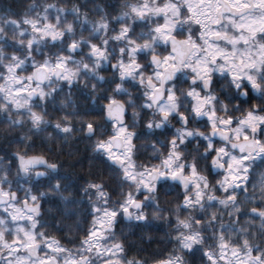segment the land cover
Returning a JSON list of instances; mask_svg holds the SVG:
<instances>
[{
    "label": "snow or ice",
    "instance_id": "6c2138e0",
    "mask_svg": "<svg viewBox=\"0 0 264 264\" xmlns=\"http://www.w3.org/2000/svg\"><path fill=\"white\" fill-rule=\"evenodd\" d=\"M64 84L83 87L93 102L103 97L110 127L68 109L70 92L57 108ZM0 113L5 135L20 130L14 138L25 147L10 155L32 185L13 190L11 163L0 165V264H145L126 257L115 235L120 216L170 225L162 239L171 249L150 264H186L184 253L197 251L204 264H264V173L251 193L246 183L264 160V0H122L115 15L100 4L82 11L32 3L15 18L0 12ZM74 132L95 137L92 152L106 158L116 183L109 190L100 176L79 187L91 219L68 247L46 234L40 217L52 212L42 199L58 198L71 207L56 210L84 230L80 201L62 191L67 180L46 154L65 151ZM138 147L151 148L155 162H137ZM173 185L180 198L165 208L161 195Z\"/></svg>",
    "mask_w": 264,
    "mask_h": 264
},
{
    "label": "trees",
    "instance_id": "16d2710c",
    "mask_svg": "<svg viewBox=\"0 0 264 264\" xmlns=\"http://www.w3.org/2000/svg\"><path fill=\"white\" fill-rule=\"evenodd\" d=\"M36 3H55L57 5H63L65 7L71 6L73 4L80 5L82 11H87L96 4L104 6L105 11L109 15H115L122 7V0H0V12L5 10H10V14L15 16L22 15L26 10L27 6ZM35 11V9H33ZM90 17L98 16L99 12H89ZM54 16V10L50 13ZM71 18V17H69ZM142 27V25L137 24V28ZM39 59V58H38ZM30 70V69H29ZM104 71L103 69H101ZM78 86V85H77ZM134 91V89H129ZM70 92L71 103L67 105L68 109L75 108L76 95L78 94L80 105L79 109H83L85 112L87 110L86 102L88 100V92L81 86H78V89H75V86L69 89L68 85L64 84L63 88L56 93L57 108L59 107V101L64 99L66 94ZM57 108L51 106L49 102V112L53 113L51 119L55 120L59 115ZM6 113H0V165H7L8 160H12L11 152L23 149L25 147L24 143L20 142L18 139H15L14 136H18L19 129L9 130L12 135H5V125L7 121L4 119ZM142 124L137 126V131H140ZM45 131L51 132L52 129L48 128ZM28 135H31L29 133ZM162 135V134H161ZM43 136V133H41ZM55 133H53L52 146L55 148L56 140ZM149 139H154L150 137ZM145 141L143 134L139 136L138 139L134 140V143L140 145ZM33 146L37 151L44 150V145L39 142V140L33 137ZM65 151L59 153H46L49 156V159L53 162L58 163V172L59 175L64 177L67 180V187L62 188V191L67 195L71 194L77 200L80 201L78 204L77 215L81 218L83 229L77 228L73 223L75 217L71 215H62L60 211L56 210L57 205L60 208L71 207V205H64L58 201V198H47L42 199L44 208H51L52 212H44L40 219L48 221L47 224L42 225L41 227L46 229V234L52 235L54 238L60 241L61 245L68 247H73L74 245L79 244L80 237L86 234L87 222L91 219L90 207L88 202V193H84L81 196L79 192V187L87 182L89 179L99 178L103 176L106 181V187L111 190L115 186V177L110 174V169L105 163L104 157L99 153L92 152V140L83 138L82 133L74 132L73 138L70 140L68 145H64ZM71 151V155H69ZM138 154L134 157L137 162H155L152 159L151 148L138 147ZM14 162V161H13ZM12 167L9 171V179L13 182V186L17 185H26L32 186L29 182H22L21 178L16 175L15 164L11 163ZM264 171V160L258 159L253 165L252 174L250 180L248 181V191L251 193L253 191V185L257 186V175L261 174ZM215 177L210 176V179ZM27 181V180H26ZM253 182V183H252ZM63 183V181H62ZM46 187V184L44 185ZM258 187V186H257ZM37 188H33V191H36ZM180 191L178 185L172 186V191L162 194L160 198V203L167 208L170 203H176L180 198L178 192ZM143 195V193H141ZM139 198V197H138ZM248 207H261L259 203L249 204ZM214 207V206H213ZM151 211V208L148 209ZM43 211V209H42ZM225 219H227V214H225ZM243 219V217L241 218ZM59 221V225H57ZM115 235L118 237L125 247V255L135 256L137 258L143 259L145 264H150V261L153 259L163 258L164 254L171 249L172 244L166 242L163 237L168 233L170 225L165 224L162 220H153L150 225H140L136 222L124 221L123 217L120 216L114 225ZM142 234L151 237V239H144ZM209 241H204V246H208ZM185 261L186 264H204V258L197 252H185Z\"/></svg>",
    "mask_w": 264,
    "mask_h": 264
},
{
    "label": "flooded vegetation",
    "instance_id": "af4514ba",
    "mask_svg": "<svg viewBox=\"0 0 264 264\" xmlns=\"http://www.w3.org/2000/svg\"><path fill=\"white\" fill-rule=\"evenodd\" d=\"M102 74H106L104 71H102ZM125 87H129L128 85H125ZM75 89H78V86H75ZM117 99H124L123 96H117L116 97ZM103 97H98L94 102H93V98L92 96L89 94L88 95V100L86 102V105H87V110L86 112L83 110V109H79V105H80V101H79V97H78V94L76 95V101H75V109L77 110V115H83L87 118H90L92 120H95L98 122V124L100 125L101 128H104V127H110V125H105V122L102 118V112H101V109H100V106L102 105L103 103ZM141 124H142V121H141ZM78 133H82V136L83 138H86L88 140H93L95 139V137H89V136H86L83 132H77ZM109 133H105V135H107ZM9 163H14L12 160H8ZM25 182H28V181H24ZM41 251H43L41 249Z\"/></svg>",
    "mask_w": 264,
    "mask_h": 264
},
{
    "label": "rangeland",
    "instance_id": "374dc122",
    "mask_svg": "<svg viewBox=\"0 0 264 264\" xmlns=\"http://www.w3.org/2000/svg\"><path fill=\"white\" fill-rule=\"evenodd\" d=\"M258 160V159H257ZM262 173H264V171L262 172ZM261 173V174H262ZM261 174H258L257 176V186H259V183L261 182ZM0 214H2V212H0Z\"/></svg>",
    "mask_w": 264,
    "mask_h": 264
}]
</instances>
